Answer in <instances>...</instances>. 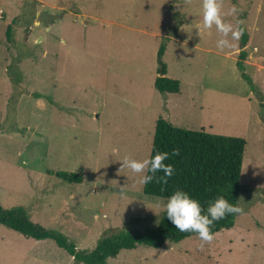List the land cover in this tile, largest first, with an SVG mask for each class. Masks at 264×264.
I'll return each instance as SVG.
<instances>
[{"label":"rangeland","instance_id":"obj_1","mask_svg":"<svg viewBox=\"0 0 264 264\" xmlns=\"http://www.w3.org/2000/svg\"><path fill=\"white\" fill-rule=\"evenodd\" d=\"M219 2L224 20L245 28L246 47L241 38L217 47L221 34L204 27L202 0H0L1 205L22 207L87 252L104 237L157 227L166 198L144 194L122 162L149 158L162 117L245 139L244 212L203 248L191 236L124 249L107 264H264V0ZM42 11L62 17L45 26ZM161 45L178 93L154 87ZM0 264L82 263L51 239L0 225Z\"/></svg>","mask_w":264,"mask_h":264},{"label":"trees","instance_id":"obj_2","mask_svg":"<svg viewBox=\"0 0 264 264\" xmlns=\"http://www.w3.org/2000/svg\"><path fill=\"white\" fill-rule=\"evenodd\" d=\"M244 30L241 37L242 47L247 45V34ZM13 28L7 27L6 39L12 43ZM166 50L161 45L158 50V63L163 66L164 75L154 81L155 89L160 93H178L180 81L166 76V66L162 63ZM247 57L245 50L239 54L238 68L243 71V61ZM245 75V74H244ZM245 79H249L245 75ZM250 80V79H249ZM246 141L241 137L216 135L203 130L195 131L174 126L160 117L156 121L154 138L150 156L157 151L168 152V164L174 166L175 172L168 179L167 184L158 183L156 180L143 185V193L149 196L166 198L177 189L188 192L197 199L203 208L217 196H224L230 203L238 206L241 192L240 176ZM173 149H179V155H172ZM55 175L68 183H82L83 177L78 173L58 171ZM163 173H157L161 176ZM237 214H231L215 222L211 226L213 234L223 229H230L234 225ZM0 225L36 241L51 239L56 245L64 249L74 260L82 264H107L108 259L116 258L126 249L132 250L139 245L155 249L161 248L166 242L179 243L195 233L180 232L168 220L166 211L163 212L157 227L148 228L144 232L121 231L116 235L102 238L91 251L79 250L62 233L47 229L30 219L22 207L7 209L0 203Z\"/></svg>","mask_w":264,"mask_h":264},{"label":"clouds","instance_id":"obj_3","mask_svg":"<svg viewBox=\"0 0 264 264\" xmlns=\"http://www.w3.org/2000/svg\"><path fill=\"white\" fill-rule=\"evenodd\" d=\"M202 11L204 27L212 28L215 25L221 34V38L217 42L218 48H230L233 46L232 41H238L243 36L242 27L234 26L224 20L219 0H202ZM236 13L237 9L233 7L230 14L235 15ZM238 24H242V21H238ZM172 155H179V149H173ZM168 159L169 153L166 151H157L155 155L143 160L126 156L123 159L122 167L138 174L139 183L142 185H147L153 180L167 184L168 179L175 172L174 166L166 163ZM157 173H163V175L157 176ZM158 206L165 209L168 220L178 231L195 233L201 241V248L213 241L214 234L211 231V226L215 222L228 215L243 214L244 212L243 208L230 203L224 196L214 198L205 209L197 199L182 189L175 190L162 204L158 201Z\"/></svg>","mask_w":264,"mask_h":264},{"label":"water","instance_id":"obj_4","mask_svg":"<svg viewBox=\"0 0 264 264\" xmlns=\"http://www.w3.org/2000/svg\"><path fill=\"white\" fill-rule=\"evenodd\" d=\"M62 16L59 15H51L45 11L40 12L37 15V22H42L45 26H49V24H52L55 20L61 18ZM159 77H162L164 75L163 66L159 65Z\"/></svg>","mask_w":264,"mask_h":264}]
</instances>
